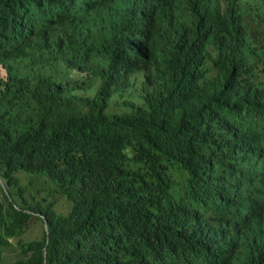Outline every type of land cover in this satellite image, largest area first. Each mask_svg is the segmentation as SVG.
I'll use <instances>...</instances> for the list:
<instances>
[{"label":"trees","instance_id":"obj_1","mask_svg":"<svg viewBox=\"0 0 264 264\" xmlns=\"http://www.w3.org/2000/svg\"><path fill=\"white\" fill-rule=\"evenodd\" d=\"M0 264H264V0H0Z\"/></svg>","mask_w":264,"mask_h":264},{"label":"rangeland","instance_id":"obj_2","mask_svg":"<svg viewBox=\"0 0 264 264\" xmlns=\"http://www.w3.org/2000/svg\"><path fill=\"white\" fill-rule=\"evenodd\" d=\"M1 76L5 77V73L3 71L1 72ZM114 102H115V100H114ZM22 175H23V179L26 182L35 181L37 184H39V185H41V187H43V185H42L43 180L36 179L35 177L27 175V174H22ZM188 191H189V185H188V175H187V181L185 182L184 185H180V186L175 185L174 186V190L173 189L171 190L172 199L174 201H181L187 196ZM56 200L58 202L59 207H61V209H63L65 211L66 207H64L63 205L66 203V199L64 197L57 196ZM34 223H35V221L31 224V226ZM36 234H37L36 230L35 229H31L29 237L30 238H34V237H36ZM26 237H27V235H26ZM14 251H15V249L13 248L10 251H8L6 254L9 257H12Z\"/></svg>","mask_w":264,"mask_h":264}]
</instances>
